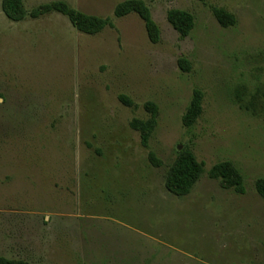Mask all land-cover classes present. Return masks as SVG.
I'll list each match as a JSON object with an SVG mask.
<instances>
[{
	"label": "rangeland",
	"instance_id": "rangeland-1",
	"mask_svg": "<svg viewBox=\"0 0 264 264\" xmlns=\"http://www.w3.org/2000/svg\"><path fill=\"white\" fill-rule=\"evenodd\" d=\"M0 0V257L30 264H264V0H144L149 40L123 0H65L114 27L88 35L53 13L13 22ZM56 0H24L28 10ZM224 7L237 23L224 28ZM191 12L181 38L170 9ZM191 69L185 71L179 59ZM204 111L182 119L193 91ZM126 95L129 106L120 98ZM158 107L149 147L132 122ZM191 149L206 172L185 197L165 179ZM153 152L163 164L155 166ZM231 160L246 193L207 171Z\"/></svg>",
	"mask_w": 264,
	"mask_h": 264
},
{
	"label": "trees",
	"instance_id": "trees-1",
	"mask_svg": "<svg viewBox=\"0 0 264 264\" xmlns=\"http://www.w3.org/2000/svg\"><path fill=\"white\" fill-rule=\"evenodd\" d=\"M205 2L206 0H199ZM2 11L6 17L13 22L25 21L27 18L39 19L43 16L58 13L66 16L72 25L81 33L96 35L101 33L107 27H114L111 17H102L94 14L85 13L74 8L65 0H56L41 4L28 10L24 0H3ZM213 13L219 23L224 28H229L237 23L236 16L224 7H214ZM130 14H137L144 22L149 40L152 43H158L162 37L160 25L154 19L152 11L144 0H123L118 2L114 9V16L122 18ZM167 19L173 28L185 38L191 34L195 27L194 15L186 10L170 9L167 13ZM179 65L185 70L191 69L190 62L185 58L179 59ZM120 98L125 104L131 106L133 103L126 95ZM151 116L147 120H137L132 122V127L140 132L141 144L148 148L152 134L156 128L158 107L153 102L146 104ZM204 111V93L200 89H195L189 106L183 116V125L190 129L202 116ZM150 158L157 167L163 164L156 155L151 152ZM206 172V164L200 161L193 150L184 149L179 152L177 158L169 167L165 179L167 190L177 197L188 196ZM211 179L218 180L222 188L233 190L238 194L246 193L245 178L241 170L231 160H224L215 163L207 171ZM256 189L264 200V177L256 182ZM0 264H30L25 260L8 259L0 257Z\"/></svg>",
	"mask_w": 264,
	"mask_h": 264
}]
</instances>
